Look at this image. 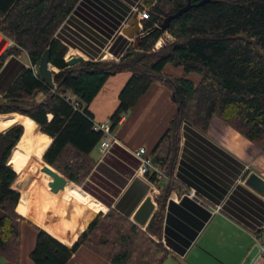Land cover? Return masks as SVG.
<instances>
[{
  "label": "trees",
  "instance_id": "trees-1",
  "mask_svg": "<svg viewBox=\"0 0 264 264\" xmlns=\"http://www.w3.org/2000/svg\"><path fill=\"white\" fill-rule=\"evenodd\" d=\"M79 1L0 0V33L14 43L1 56L0 67L6 57L20 51L28 55L32 65L23 68L0 97V115L16 113L27 118L0 121V130L11 126L0 132V257L5 264H20L21 260L23 218L16 213L20 194L12 186L16 173L26 169L28 175V161L33 159L15 149L21 145L23 128L28 139L35 136L34 124L52 139L50 144L40 133L28 154L80 186L95 165L91 152L102 138V132L94 129L88 106L110 76L131 74L109 119L113 132L153 83L171 91L176 111L148 155L153 169L146 176L155 187L163 180L160 174L172 179L186 122L205 132L211 118L217 117L264 152V0H190L191 4L204 3L172 20L165 31L154 30V26L183 8L187 0H146L143 4L149 14L141 24L142 31L149 34L139 50L130 45L117 61H81L70 67L64 60L68 48L56 35ZM164 33L175 40L152 51ZM46 50L48 63L58 69L53 76L54 89L33 69L37 70ZM165 65L181 67L184 77L165 75ZM190 73L200 76L197 85L186 78ZM16 156L23 157L13 160ZM32 164L42 167L37 159ZM172 183L167 182L164 195L156 199L158 209L146 230L110 209L93 219L71 247L38 229L30 260L33 264H67L78 248L84 247L110 264H163L169 253L153 237L162 236L163 203L175 187ZM68 193L80 202H90L77 186L68 188Z\"/></svg>",
  "mask_w": 264,
  "mask_h": 264
},
{
  "label": "crops",
  "instance_id": "crops-1",
  "mask_svg": "<svg viewBox=\"0 0 264 264\" xmlns=\"http://www.w3.org/2000/svg\"><path fill=\"white\" fill-rule=\"evenodd\" d=\"M138 5L139 11L142 10L143 0H80L56 35L68 48L64 60L74 55L84 61H96L104 53L120 57L132 44L131 38L120 28ZM13 46L14 43L0 33V58ZM31 67L24 51L6 57L0 67V97L6 94L23 68ZM52 69L58 72L55 67ZM163 73L176 79L184 77L181 67L171 65H165ZM130 75L129 72H120L106 80L88 106L94 124L109 122L118 107L119 93ZM186 78L194 85L201 79L195 73L188 74ZM171 96V91L163 84L153 83L138 104L120 119L114 131L116 141L107 154L102 156L98 146L91 152L95 165L80 186L69 182L64 190L53 193L48 186L51 178L46 175V179H39L33 187L30 181L24 183L21 191L16 190L20 194L16 213L23 218L20 264H33L29 254L38 229L71 247L92 221L93 214L103 215L112 209L132 221L150 195L155 199V213L158 209L156 199L164 195V187L169 181L164 179L159 182V187H155L149 180L137 176L140 163L133 153L144 148L149 155L167 131L169 120L176 111ZM17 117L27 119L17 114H6L0 116V121L6 123ZM17 124L20 123L14 125ZM34 127L35 136L31 139L26 137L24 127L21 145L15 149H21L23 156L33 157L32 161L39 160L43 167L41 158L28 154V150L41 138L35 124ZM46 137L51 144L52 139ZM32 161H28V176L31 177L42 168L35 167ZM249 173L264 179V152L256 145L217 117L211 118L205 132L184 124L171 180L175 187L163 203L160 239L169 253L163 264H247L257 255L258 246L253 235L259 236L264 243V196L245 184V175ZM71 186H77L91 203L79 198L86 203L80 202L71 196L68 193ZM190 190L196 191L204 204L189 197ZM68 199L94 212L83 208L82 217L74 219L63 210ZM213 206H220L221 210L212 214L210 209ZM0 264H5L2 257ZM67 264L110 263L80 247ZM256 264H264V257L257 259Z\"/></svg>",
  "mask_w": 264,
  "mask_h": 264
},
{
  "label": "water",
  "instance_id": "water-1",
  "mask_svg": "<svg viewBox=\"0 0 264 264\" xmlns=\"http://www.w3.org/2000/svg\"><path fill=\"white\" fill-rule=\"evenodd\" d=\"M203 3L204 2L198 4H191L190 0H187V4L183 8H180L174 14H171L168 17H166L161 24L154 26V30L165 31L172 20L180 17L182 14L190 10L192 7L202 5ZM126 23H127V27L123 28L122 32L124 33V35L132 39V44H131L132 49L137 51L139 50L141 41L148 36L149 31L143 32L142 29L139 28L140 22L138 20L137 14L135 13H133L130 16V18L127 20ZM81 61L84 60L79 57L71 56L69 60H67L66 62L67 65L71 67L73 65L78 64ZM51 67L52 66L48 63V50H46L42 54L39 60V64L37 66V73L39 78L49 88L54 89L55 88L53 82L54 73L52 72ZM185 124L190 125L187 122ZM41 172L51 178V182L48 183V186L51 192L53 193H58L64 190L65 186L69 183V181L66 178H64L61 174H59L57 171H55L52 167H50L46 163H44V166L41 168ZM245 184L251 187L260 195L264 196V179L258 176L257 174L255 173L246 174ZM154 208L155 205L152 202L151 198L150 197L146 198V200L142 203V205L139 207V209L133 216L132 221L141 228L146 227L153 215Z\"/></svg>",
  "mask_w": 264,
  "mask_h": 264
},
{
  "label": "built area",
  "instance_id": "built-area-1",
  "mask_svg": "<svg viewBox=\"0 0 264 264\" xmlns=\"http://www.w3.org/2000/svg\"><path fill=\"white\" fill-rule=\"evenodd\" d=\"M133 13L137 14V17H138L140 23L143 20L147 19L148 18V14H149L148 13V9H147V7L144 6V4L142 5V10H140V11H139V5L134 7L132 12L130 13V16ZM130 16H129V18H130ZM126 22H125V25L120 28L121 31H122L123 28L127 27V23ZM140 29H142L141 26H140ZM170 38H171L170 35L165 36V39H170ZM131 43H132V39H131ZM164 45H165V40L163 38H159L158 41L155 43L154 47H155L156 50H159ZM101 59L102 60H113V61L117 60V58L112 57L108 53H104ZM34 71L37 72L36 68H34ZM94 129L96 131L102 132V138H101V140H100V142L98 144V149H99L100 154L102 156H104L109 151L111 145L116 141L114 132L111 130L109 122L102 123V124H96ZM133 154L139 160V163H140L139 168H138V170L136 172V175L141 177V178H143V179H145V180H148L146 174L148 173V171L150 169H153V166H152L150 158L148 157V154H147L146 150L144 148H140V149L134 151ZM160 177L163 180L164 179L167 180V181H171L172 180V179L168 178L167 176H165L164 174H160ZM152 191L154 192L153 188H152ZM188 195H189V197H191L193 199H196L199 203H203L204 204L203 199L199 198L197 196L196 191L190 190ZM210 210H211L212 214H216V213H218L221 210V207L220 206H213ZM253 239H254L256 245L258 246V253H257V255L254 258L249 260V262L247 264H256L257 259H259L261 257H264V243H262L260 241L259 236L255 235V234L253 235Z\"/></svg>",
  "mask_w": 264,
  "mask_h": 264
},
{
  "label": "rangeland",
  "instance_id": "rangeland-1",
  "mask_svg": "<svg viewBox=\"0 0 264 264\" xmlns=\"http://www.w3.org/2000/svg\"><path fill=\"white\" fill-rule=\"evenodd\" d=\"M144 1H146V0H143V2ZM144 5H145V7H146V4L144 3ZM167 35H170L169 33H164L163 35H162V37H160V38H163L164 40H165V43L167 44V43H170V42H173L175 39H174V37L173 36H171V38L170 39H165V36H167ZM152 51H157L156 49H155V47H153L152 48ZM72 53H74L73 51H71ZM71 55H73V54H71ZM103 56V55H102ZM102 56H101V58H102ZM72 57H75L74 55L72 56ZM100 58V60H102ZM117 61V60H116ZM52 68V67H51ZM52 72L55 74V73H57V71L56 70H54V69H52ZM13 114H16V113H13ZM6 115V114H5ZM0 116H3V115H0ZM185 124V123H184ZM9 129V128H8ZM7 129V130H8ZM1 132V131H0ZM37 132H39V133H41L40 132V130H39V127L37 126ZM24 134V133H23ZM43 136H45L43 133H41ZM18 145V144H17ZM34 146H35V144H34ZM47 150V149H46ZM45 153V152H44ZM44 163V162H43ZM17 174V178H16V181H15V183L13 184V186H12V188L16 191V190H22V188H23V186H24V183H26V182H30L31 181V187H33L34 186V184H36V182L39 180V179H45L46 177L44 176V174L42 173V172H36L34 175H32V177L31 176H28L27 175V170L25 169V170H23L20 174H18V173H16ZM49 183V182H48ZM76 185V184H75ZM189 193V192H188ZM151 194H153V192L151 193ZM154 195H156V194H154ZM189 196V195H188ZM150 198H151V200H152V202L155 200V199H153V196L152 195H150L149 196ZM156 197V196H155ZM154 197V198H155ZM64 207H66L65 209L63 208V210H65L64 211V213L65 214H67V215H69V216H72L73 215V217H74V219H80L81 217H82V215L80 214L81 212H82V206L80 205V204H77L73 199H68V203H67V205L64 203ZM85 211L87 212V210L85 209ZM88 214H89V212H87ZM100 214V213H99ZM106 214V213H105ZM105 214H103V215H105ZM100 215H102V214H100ZM94 216V217H93ZM97 217V215L96 214H93L92 215V220L93 219H95ZM91 223V222H90ZM89 223V224H90ZM88 224V225H89ZM88 225H87V227H88ZM81 227L83 226L82 224L80 225ZM86 227V228H87ZM86 228L84 229V227H82V229H84V231L86 230ZM145 228V227H144ZM146 230V229H145ZM83 231V232H84ZM82 232V233H83ZM82 233H80V235L82 234ZM79 235V236H80ZM79 238V237H78ZM153 239L156 241V242H160L161 244H163V242H162V240L161 239H158V238H156V237H153ZM78 240V239H77ZM76 240V241H77Z\"/></svg>",
  "mask_w": 264,
  "mask_h": 264
}]
</instances>
